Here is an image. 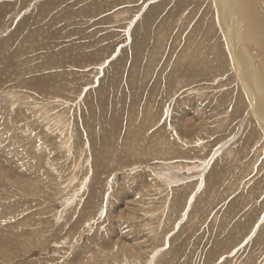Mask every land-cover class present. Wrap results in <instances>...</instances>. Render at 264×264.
<instances>
[{"label": "rangeland", "instance_id": "1", "mask_svg": "<svg viewBox=\"0 0 264 264\" xmlns=\"http://www.w3.org/2000/svg\"><path fill=\"white\" fill-rule=\"evenodd\" d=\"M236 1L0 0V264H264V0L247 62Z\"/></svg>", "mask_w": 264, "mask_h": 264}, {"label": "bare ground", "instance_id": "2", "mask_svg": "<svg viewBox=\"0 0 264 264\" xmlns=\"http://www.w3.org/2000/svg\"><path fill=\"white\" fill-rule=\"evenodd\" d=\"M249 1L250 0H237L235 3L236 5L235 12L232 7L231 8L232 10L224 9L225 12L224 15L223 16L220 15V23L222 25L223 31L228 36L227 38L228 43L230 45V49L232 50V53L234 54V57L237 56V54H240V56L246 62L247 59L249 58V55L247 51L243 48L242 41L246 39L247 41H251V40L255 41L256 45L259 44L261 46L263 44V39L260 38L261 36H258L259 38L257 37V39H255L257 34H262V32H258V27H257L258 17H256L258 13L255 10V6L250 5ZM237 15H241L240 18H241L242 28H240L239 26L240 22L237 18ZM246 15L247 17H245ZM241 29L243 32L241 31ZM248 72L249 74L252 75L251 71L248 70ZM247 94L251 102L250 104L255 103L256 111H258V103L261 102V97L258 96L257 97L258 99L255 100L254 96L251 93H247Z\"/></svg>", "mask_w": 264, "mask_h": 264}]
</instances>
